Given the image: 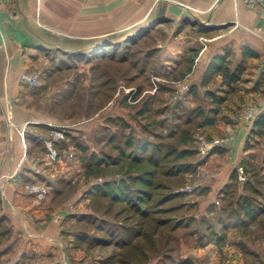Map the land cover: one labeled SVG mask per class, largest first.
<instances>
[{"label": "crops", "instance_id": "0c3cea01", "mask_svg": "<svg viewBox=\"0 0 264 264\" xmlns=\"http://www.w3.org/2000/svg\"><path fill=\"white\" fill-rule=\"evenodd\" d=\"M258 13L232 0H0V264H106L91 256L99 246L79 240L93 229L78 218L109 220L90 208L87 192L103 181L84 178L81 159L100 158L104 143L93 133L108 129L109 118L126 122L134 141L149 139L141 131L147 115L140 114L147 96L159 110L148 116L163 131L175 115L186 120L178 127L189 129L196 151L198 137L226 140L206 157L197 153L185 175L193 187L181 192L185 216L208 226L197 241L178 237L171 256L186 264H264V210L236 221L224 206L230 195L232 206L244 197L264 204V23ZM125 47L134 71L126 83H138L134 93L117 92L85 120L68 118L61 111L69 86L62 75ZM23 73L37 79L36 87L19 82ZM152 79L157 89L149 94ZM182 80L188 93L172 105L174 83ZM248 109L256 115L250 122L243 119ZM60 129L65 146L53 148L75 158L50 163L45 142ZM38 183L48 187L41 201L26 192ZM216 217L224 221L213 225ZM162 259L151 255L143 264Z\"/></svg>", "mask_w": 264, "mask_h": 264}, {"label": "trees", "instance_id": "16d2710c", "mask_svg": "<svg viewBox=\"0 0 264 264\" xmlns=\"http://www.w3.org/2000/svg\"><path fill=\"white\" fill-rule=\"evenodd\" d=\"M124 52V53H123ZM123 54L120 60H126V47L123 49ZM113 52L110 54H103L101 56H94L98 59H114ZM111 90V89H110ZM108 90V91H110ZM138 93L141 89H137ZM91 93V95H102L100 93ZM107 94V93H106ZM109 93L106 95L109 99ZM147 96L144 98L140 114L147 115V123L141 127V131L145 136L150 137L146 141L136 142L131 136H128L120 129L126 128L127 125L120 118H109L106 120L108 127L117 128L118 131L108 135L104 142V147L101 149L100 158L95 155L83 156V176L84 178H104L106 179V171L119 166L122 161L127 162L126 165V185L124 181L113 182L111 180L103 182L101 185L95 186L88 190L87 194L95 199L109 198L111 202H125L135 211L138 215L140 228L130 229L131 227H125L123 223H115L117 218L108 220L99 219L92 216H81L77 221L84 222L85 226H90L93 229V235L82 234L79 240L88 242L90 245L99 247L113 246L116 249L126 248L132 250V253L126 255V261L122 259L119 254L117 260L118 264H143L149 257L148 250L152 252L151 255H159L162 253L163 259L160 264H186V260H175L171 256L170 252L174 250V244H176L178 237H186V235H195L197 240L204 236L206 225L203 220L197 222L191 217H186V205L183 202V194L174 187H169L160 181V177L165 179L177 180L181 179L187 173L191 172L195 164L193 161L197 156V151L194 148L193 139L189 133V129L185 128L187 125L186 120L178 116L172 117V125L165 129V132L160 128L154 119L148 115L152 114V102ZM176 107V106H175ZM159 110H156L157 112ZM178 120H182L181 124L184 127H178ZM106 128H102L99 133H102ZM98 135L96 138L99 141ZM78 146V145H77ZM80 150L84 148L78 146ZM105 148H109L115 152V155L107 153ZM142 166L145 168H142ZM123 169V167H120ZM153 179L155 181H153ZM158 181V182H157ZM162 186L166 187V191L161 198V202L166 204L175 202L176 204L167 205L165 209L159 207L156 214H168V217H154L155 210H148L147 205H150L153 194L150 190L156 188L162 189ZM174 189V190H173ZM156 191V190H155ZM231 195L226 199L224 206L226 210L231 214V220L245 221L241 215L244 214H258L264 210V204H256L255 200L251 198H240L232 206ZM255 203V204H254ZM159 206V205H158ZM105 216V214L102 213ZM236 217V218H235ZM235 218V219H234ZM224 219L216 217L213 225L221 223ZM144 222H148V228L152 230H145ZM233 221L232 223H234ZM205 224V226H204ZM166 228L165 237L163 241L156 242L151 238L149 233L154 232L157 228ZM87 231V230H86ZM183 231V236H178L177 233ZM126 233V239L124 236ZM105 238H103V236ZM122 235V239H121ZM118 236V237H116ZM120 238V239H119ZM141 239V241H138ZM160 244V247L155 246ZM148 245V247H147ZM120 250V249H119ZM109 259V260H108ZM106 264H111L112 258H108ZM117 264V263H116Z\"/></svg>", "mask_w": 264, "mask_h": 264}, {"label": "rangeland", "instance_id": "374dc122", "mask_svg": "<svg viewBox=\"0 0 264 264\" xmlns=\"http://www.w3.org/2000/svg\"><path fill=\"white\" fill-rule=\"evenodd\" d=\"M114 55L116 56L112 60L106 58L91 59L90 62L88 63V68L80 64L81 66H78L79 72H75L73 68L74 66L72 65V68H70V70L67 71L68 73L65 74L66 76L62 75L63 78L66 77L65 80L67 83H69V86L67 89V93H68V97L66 99L67 102L64 106H62L63 108L61 111L64 110L68 118H73V119L84 118L85 120L87 118H90L95 112L101 110L103 106L107 104L111 96H113L117 92L125 93V94L127 93L129 95L134 93L135 88H133V86L137 85L138 83L136 84L126 83V77L133 75L134 71H132L131 68L129 69L130 66L126 64V60H120L122 59L121 57H123L122 56L123 54L117 53ZM133 81L134 80H132L131 82ZM156 84L157 82L155 83V85ZM95 91H98L96 93H100V94L103 93V94L99 96L91 95V93H95ZM147 92L149 94H152L154 92L153 86L151 90ZM106 93L107 94L109 93L110 95L108 100L106 98L107 95ZM101 129L102 128L97 129V131H95L93 134L94 137L98 135H102L99 136V142H103V143L105 142V139L108 135H111L113 132L118 131L117 128L109 127L104 132L99 133ZM120 129L124 131V133L126 134V128L120 127ZM104 150L107 151V153L115 155V152L111 151L109 148H105ZM126 165L127 162L125 160L122 161L119 164V166L107 170L105 172L106 173L105 176H107L106 179L111 180L115 183L117 182V184H119L120 181H122V183L124 181V184L126 185V176H125ZM120 167H123V169H121ZM142 168H145V166L144 167L142 166ZM186 177L187 176H183L181 179H177V180H171L169 178L165 179L163 177L162 178L160 177V181L164 182V184L166 183V185H168L169 187L170 186L174 187L176 188L175 190L180 191L188 184L186 181L187 180ZM108 180H104V178L101 179V181L103 182ZM153 181L155 180L153 179ZM155 190L154 189L150 190L153 196L150 201V205L146 206L148 210L154 211L155 209H159V207H163L165 209L166 207H168L167 205H170L172 203L173 204L178 203V200L169 204H166L165 202L164 203L161 202L162 201L161 198L163 197V194L166 191V187L162 186V189L156 188ZM185 196L186 195H184L183 197ZM88 203L91 206L90 208L95 212L105 214V216L100 215V217L103 216L105 219L117 218L115 223H120V224L123 223L125 227L127 228L131 227L130 229L133 228L136 229V227L140 228L139 221L141 219L138 218V215L134 213L135 211H133V209H131L130 207L128 208V204H126L125 202H121V203L111 202V199L109 198H101V199L90 198ZM155 211L156 212H153L154 217L164 218L169 216L168 214H163L162 216L160 214L158 215L156 214L157 210ZM108 221L112 222V220H108ZM144 223H146L144 228L145 230H147L148 222H144ZM148 229L152 230V228H148ZM165 230H166L165 227L157 228L154 232L149 233V235L156 242L161 241L162 243L163 238L165 237L164 234L166 232ZM183 233H184L183 231H179V236H183L184 235ZM124 236H125L124 239H126V233H124ZM103 238H105V236H103ZM121 239H122V235H121ZM195 240L197 241L196 236H195ZM138 241H141V239H139ZM155 246L160 247V244H156ZM96 248L97 249L91 251L92 254L91 256L96 257L98 259H102L104 261H108L109 260L108 258H110L111 256L112 258L111 264H116V263L118 264L117 260L119 258V254L121 255L122 259L126 261V255L129 256V254L132 253V250L130 249L119 248L120 249L119 250L113 246L96 247ZM147 252L149 256H151L152 252H150L149 250ZM195 252L196 255L197 254L199 255V259L202 260L204 257L203 251L196 250Z\"/></svg>", "mask_w": 264, "mask_h": 264}, {"label": "built area", "instance_id": "2783aa9c", "mask_svg": "<svg viewBox=\"0 0 264 264\" xmlns=\"http://www.w3.org/2000/svg\"><path fill=\"white\" fill-rule=\"evenodd\" d=\"M235 4H242L247 9L250 10H257L258 9V15L260 19L264 23V0H232ZM262 45L264 47V36L262 38ZM264 64L259 67L260 71H263ZM19 82L28 86V87H36L37 85V79L31 75L28 74H21L19 76ZM157 81L151 80V83L153 85V91L157 89V86L155 83ZM189 87L188 84L182 81H177L174 83V89L172 90L170 100L172 105H176L178 103H181L184 101L187 93H188ZM255 114L251 109L246 110L243 113V119L247 121H252L255 119ZM64 139V131L63 129L60 130H54L51 133L50 139L45 142V147L47 150V159L50 163H58V162H70L73 161L75 158V155L72 152H64L60 153L56 151L53 148V144L62 141ZM198 145H197V153L201 157H206L209 153L214 151L215 149H221L225 146L226 140L225 139H212V140H204L201 137L197 138ZM39 173V171H37ZM243 179L242 177L240 178ZM193 190L192 186H186L183 189L180 190V192L184 194H189ZM26 192L34 197L37 201H41L48 192V187L43 183L33 184L26 187Z\"/></svg>", "mask_w": 264, "mask_h": 264}, {"label": "water", "instance_id": "95a60500", "mask_svg": "<svg viewBox=\"0 0 264 264\" xmlns=\"http://www.w3.org/2000/svg\"><path fill=\"white\" fill-rule=\"evenodd\" d=\"M58 144H60L61 146H65L63 141L58 142Z\"/></svg>", "mask_w": 264, "mask_h": 264}]
</instances>
